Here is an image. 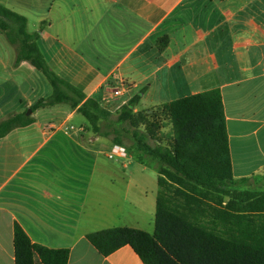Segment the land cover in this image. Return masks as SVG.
<instances>
[{
  "label": "crops",
  "instance_id": "crops-1",
  "mask_svg": "<svg viewBox=\"0 0 264 264\" xmlns=\"http://www.w3.org/2000/svg\"><path fill=\"white\" fill-rule=\"evenodd\" d=\"M0 4L27 17L53 71L112 113L142 91L136 111L219 89L235 187L264 189V0ZM2 36L0 122L53 93L30 63L15 66L16 51ZM113 77L126 85L122 96L109 90ZM30 116L32 124L0 138V264H16V224L33 243L69 249L68 264H144L129 245L103 256L86 236L117 227L149 232L158 173L151 185L153 168L130 155L109 159L116 144L87 129L68 104Z\"/></svg>",
  "mask_w": 264,
  "mask_h": 264
},
{
  "label": "trees",
  "instance_id": "trees-1",
  "mask_svg": "<svg viewBox=\"0 0 264 264\" xmlns=\"http://www.w3.org/2000/svg\"><path fill=\"white\" fill-rule=\"evenodd\" d=\"M0 31L16 51L15 66L30 63L53 87L49 97L30 107L32 112L68 104L84 116L87 129L125 147L136 162L158 173L154 233L117 227L88 234L103 256L129 245L144 264H264V189L235 187L219 89L136 111L142 91L112 113L53 71L39 48V33L28 30L27 17L0 4ZM33 122L27 112L11 115L0 122V138ZM167 126L171 131L164 134ZM14 248L16 264L69 263V249L33 243L18 224Z\"/></svg>",
  "mask_w": 264,
  "mask_h": 264
},
{
  "label": "built area",
  "instance_id": "built-area-1",
  "mask_svg": "<svg viewBox=\"0 0 264 264\" xmlns=\"http://www.w3.org/2000/svg\"><path fill=\"white\" fill-rule=\"evenodd\" d=\"M109 90L117 97L122 96L125 93L126 85L122 80L111 79L109 84ZM128 152L125 147L120 145H114L108 153L109 159H114L116 157H126Z\"/></svg>",
  "mask_w": 264,
  "mask_h": 264
},
{
  "label": "rangeland",
  "instance_id": "rangeland-1",
  "mask_svg": "<svg viewBox=\"0 0 264 264\" xmlns=\"http://www.w3.org/2000/svg\"><path fill=\"white\" fill-rule=\"evenodd\" d=\"M0 35L2 36V34H1V32H0ZM2 37H4V36H2ZM171 131V127L170 126H167V128L165 129V132H168V131ZM128 142V144H130L131 142L130 141H127ZM152 144H153V142H151ZM162 143V142H161ZM165 143V142H164ZM128 155H129V153H128ZM148 173V175H149V179H150V181L152 182L151 183V185H154V181L155 182H157V172L155 171V169H150L149 170V172H147ZM155 216V215H154ZM150 218H152V220L150 219V221L149 222H151L152 221V223H151V225H148L147 227H146V229H148V231L149 232H152V233H154V230H155V218H153V217H150ZM151 230V231H150ZM151 233V234H152Z\"/></svg>",
  "mask_w": 264,
  "mask_h": 264
},
{
  "label": "water",
  "instance_id": "water-1",
  "mask_svg": "<svg viewBox=\"0 0 264 264\" xmlns=\"http://www.w3.org/2000/svg\"><path fill=\"white\" fill-rule=\"evenodd\" d=\"M32 114V110L29 109L28 112H27V115L30 116Z\"/></svg>",
  "mask_w": 264,
  "mask_h": 264
}]
</instances>
